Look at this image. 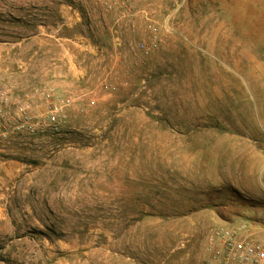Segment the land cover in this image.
<instances>
[{
    "label": "rangeland",
    "instance_id": "obj_1",
    "mask_svg": "<svg viewBox=\"0 0 264 264\" xmlns=\"http://www.w3.org/2000/svg\"><path fill=\"white\" fill-rule=\"evenodd\" d=\"M263 164L264 0H0V264H236Z\"/></svg>",
    "mask_w": 264,
    "mask_h": 264
},
{
    "label": "built area",
    "instance_id": "obj_2",
    "mask_svg": "<svg viewBox=\"0 0 264 264\" xmlns=\"http://www.w3.org/2000/svg\"><path fill=\"white\" fill-rule=\"evenodd\" d=\"M260 180L264 191V164L260 171ZM226 243L236 264H264V245L245 239L234 242L230 231L225 233Z\"/></svg>",
    "mask_w": 264,
    "mask_h": 264
}]
</instances>
